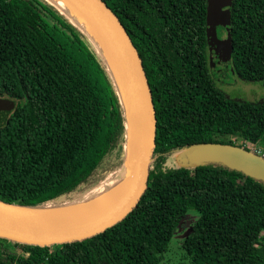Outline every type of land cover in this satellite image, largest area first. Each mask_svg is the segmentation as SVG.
Returning a JSON list of instances; mask_svg holds the SVG:
<instances>
[{"label":"trees","instance_id":"16d2710c","mask_svg":"<svg viewBox=\"0 0 264 264\" xmlns=\"http://www.w3.org/2000/svg\"><path fill=\"white\" fill-rule=\"evenodd\" d=\"M103 1L124 27L151 91L147 185L122 219L90 237L22 243L21 252L7 250L11 240L0 237V264H158L180 228L190 264H264L263 182L218 162L169 164L175 152L206 142L264 146V99L230 98L210 74L207 0ZM230 14L236 76L264 80V0H231ZM3 94L15 104L0 125V201L61 206L124 164L117 85L86 34L52 0H0Z\"/></svg>","mask_w":264,"mask_h":264},{"label":"water","instance_id":"95a60500","mask_svg":"<svg viewBox=\"0 0 264 264\" xmlns=\"http://www.w3.org/2000/svg\"><path fill=\"white\" fill-rule=\"evenodd\" d=\"M74 1L98 24L116 54L123 73L124 91L114 79L113 71L109 69L125 112L127 153L124 163L129 164L130 177L125 189L108 207L90 219L74 224L49 225L35 222L19 210L46 208L22 207L0 201V237L20 243L51 245L81 240L102 232L134 207L148 182L149 163L154 147L155 114L140 58L124 27L105 1ZM230 7L231 0H207L209 71L213 79L219 77L226 82H234L236 75L231 63ZM81 31L83 32L82 29ZM102 59L105 62L103 57ZM0 121L1 125L3 118ZM184 155H187V165L218 162L264 184V158L242 146L206 142L195 145Z\"/></svg>","mask_w":264,"mask_h":264},{"label":"bare ground","instance_id":"6f19581e","mask_svg":"<svg viewBox=\"0 0 264 264\" xmlns=\"http://www.w3.org/2000/svg\"><path fill=\"white\" fill-rule=\"evenodd\" d=\"M57 7L67 12L72 20L83 30L101 57L107 68L113 71V77L124 91V77L120 64L109 41L90 15L74 0H52ZM130 177L129 164L124 163L113 176L103 180L93 190L67 204L46 209H20V213L29 219L49 224L67 225L90 219L105 209L125 189ZM74 203V204H72ZM71 204V205H70ZM69 205V206H67Z\"/></svg>","mask_w":264,"mask_h":264},{"label":"rangeland","instance_id":"374dc122","mask_svg":"<svg viewBox=\"0 0 264 264\" xmlns=\"http://www.w3.org/2000/svg\"><path fill=\"white\" fill-rule=\"evenodd\" d=\"M214 80L216 85L230 98L236 100H249V101H260L264 99V80L246 81L236 75L234 82L232 81L226 82L219 77L214 78ZM14 104H15L14 98H11L5 94L0 95V120L1 118L4 117V115H6L11 111ZM219 140L225 141L226 137H219ZM244 144L245 146L252 145L259 148L264 147L258 142L253 143L248 140H245ZM248 148L251 147L248 146ZM169 161H170L169 164L171 163V164H180V165H186L188 162L187 155L182 154L180 151L175 152ZM166 164H164V167ZM80 200L81 198L78 199L77 202L75 203H78V201ZM189 213L193 214V219L197 216V213L194 210L188 211V214ZM186 231H187L186 229L180 228L173 233L168 243L167 251L163 253L162 255L163 258L158 264H190L189 258L185 254L184 250L181 248V241ZM16 243L18 242L13 243L12 240L7 242L6 249L21 252L23 249V244L22 243L16 244Z\"/></svg>","mask_w":264,"mask_h":264},{"label":"built area","instance_id":"2783aa9c","mask_svg":"<svg viewBox=\"0 0 264 264\" xmlns=\"http://www.w3.org/2000/svg\"><path fill=\"white\" fill-rule=\"evenodd\" d=\"M251 147L249 148V150H251L252 152L260 155L261 157L264 158V147L263 148H259V147H255V146H252V145H247V147Z\"/></svg>","mask_w":264,"mask_h":264}]
</instances>
